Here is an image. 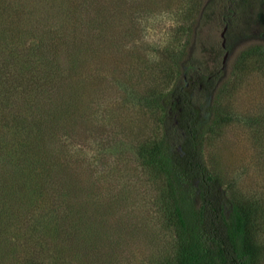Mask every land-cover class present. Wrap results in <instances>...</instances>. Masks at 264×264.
<instances>
[{
    "label": "rangeland",
    "instance_id": "obj_1",
    "mask_svg": "<svg viewBox=\"0 0 264 264\" xmlns=\"http://www.w3.org/2000/svg\"><path fill=\"white\" fill-rule=\"evenodd\" d=\"M63 1L65 9H77L72 15L77 20H69L66 27L87 42L88 55H82L84 79L78 83V97L59 119L49 146L50 171L64 180L63 186L55 185L60 191L49 201L59 205L61 220L55 230L31 228L33 216L43 220L49 215L46 190L34 201L25 200L29 212L20 211L22 224L12 231L20 237L11 234V241L25 246L29 238L22 233L30 237L33 231L55 239L54 247L37 255V264L172 261L178 246L168 217L165 180L144 160V150L162 134L150 97L173 85L174 56L203 0ZM259 5L250 0L241 20L250 35L258 34L254 20ZM93 18L99 22L94 24ZM49 23L55 25L59 19L51 16ZM223 31L217 19H210L199 29L194 48L208 71L222 62L226 78L219 98H209L217 100L226 121L208 133L204 158L231 198L262 214L255 233L264 252V212L259 214L264 210V51L249 53L256 40H246L225 60V55L218 59ZM195 95L200 102L207 101V95ZM66 236L74 246L68 250L61 247ZM19 252L17 261L5 264H29L36 257L34 250ZM258 264H264V254Z\"/></svg>",
    "mask_w": 264,
    "mask_h": 264
},
{
    "label": "trees",
    "instance_id": "obj_2",
    "mask_svg": "<svg viewBox=\"0 0 264 264\" xmlns=\"http://www.w3.org/2000/svg\"><path fill=\"white\" fill-rule=\"evenodd\" d=\"M258 1L254 20L258 34L250 35L241 24L250 0H203L198 18L186 28V41L174 56L173 85L150 97L162 134L144 150V160L165 180L168 217L178 246L175 259L164 264H258L264 254L255 233L264 210L258 216L251 204L231 198L206 164L205 139L226 121L217 100L209 98H219L226 78L222 62L210 72L194 49L199 29L215 18L227 28L226 47L218 46V59L246 40H256L249 53L264 51V0ZM63 3L0 0V264L17 261L20 250L24 254L34 250L36 257L29 264H37V257L54 247L55 240L37 234V227L55 230L61 220L59 205L51 206L49 201L51 194L60 191L55 185L63 186L64 180L50 171L49 146L59 119L78 97V83L84 79L82 55H88L87 42L66 27L77 20L72 16L77 9H65ZM51 16L59 23L50 24ZM196 92L207 95V101L200 102ZM46 190L48 217L33 216L35 231L30 237L22 233L29 238L25 246L13 244L10 235L20 237L12 233L22 224L20 211L29 212L25 200L34 201ZM68 193L63 189L64 196ZM68 209L71 213L74 208ZM61 247H74L70 237L61 240Z\"/></svg>",
    "mask_w": 264,
    "mask_h": 264
},
{
    "label": "water",
    "instance_id": "obj_3",
    "mask_svg": "<svg viewBox=\"0 0 264 264\" xmlns=\"http://www.w3.org/2000/svg\"><path fill=\"white\" fill-rule=\"evenodd\" d=\"M226 29H224L222 35H221V38H222V47L225 48L226 47V39H225V33H226ZM228 56V52L225 53V56H224V60L226 59V57Z\"/></svg>",
    "mask_w": 264,
    "mask_h": 264
}]
</instances>
